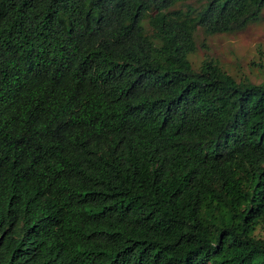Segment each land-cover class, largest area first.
<instances>
[{
    "label": "trees",
    "instance_id": "trees-1",
    "mask_svg": "<svg viewBox=\"0 0 264 264\" xmlns=\"http://www.w3.org/2000/svg\"><path fill=\"white\" fill-rule=\"evenodd\" d=\"M258 23L264 0H0V264H264V53L188 60Z\"/></svg>",
    "mask_w": 264,
    "mask_h": 264
},
{
    "label": "rangeland",
    "instance_id": "rangeland-1",
    "mask_svg": "<svg viewBox=\"0 0 264 264\" xmlns=\"http://www.w3.org/2000/svg\"><path fill=\"white\" fill-rule=\"evenodd\" d=\"M198 42V54L189 55L188 60L199 62L205 57H210L218 60L229 72L248 74L249 63H258L255 58L264 53V24L250 25L244 31L210 37L204 41L203 37H200Z\"/></svg>",
    "mask_w": 264,
    "mask_h": 264
}]
</instances>
